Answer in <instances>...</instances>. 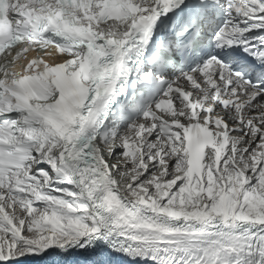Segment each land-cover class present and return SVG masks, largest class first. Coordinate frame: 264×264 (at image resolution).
<instances>
[{
	"label": "snow or ice",
	"instance_id": "6c2138e0",
	"mask_svg": "<svg viewBox=\"0 0 264 264\" xmlns=\"http://www.w3.org/2000/svg\"><path fill=\"white\" fill-rule=\"evenodd\" d=\"M33 258L264 264V0H0V264Z\"/></svg>",
	"mask_w": 264,
	"mask_h": 264
},
{
	"label": "bare ground",
	"instance_id": "6f19581e",
	"mask_svg": "<svg viewBox=\"0 0 264 264\" xmlns=\"http://www.w3.org/2000/svg\"><path fill=\"white\" fill-rule=\"evenodd\" d=\"M39 259H46V258H33V259H26L24 261L17 262V264H27V263H33L38 261Z\"/></svg>",
	"mask_w": 264,
	"mask_h": 264
}]
</instances>
